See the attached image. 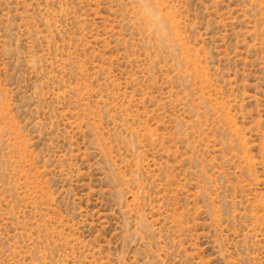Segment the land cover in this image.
Wrapping results in <instances>:
<instances>
[{
	"label": "rangeland",
	"instance_id": "1",
	"mask_svg": "<svg viewBox=\"0 0 264 264\" xmlns=\"http://www.w3.org/2000/svg\"><path fill=\"white\" fill-rule=\"evenodd\" d=\"M0 264H264V0H0Z\"/></svg>",
	"mask_w": 264,
	"mask_h": 264
}]
</instances>
